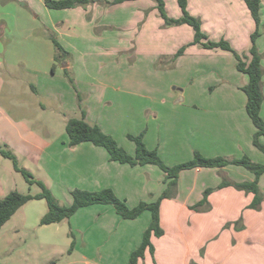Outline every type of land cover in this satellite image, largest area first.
<instances>
[{"label":"crops","instance_id":"obj_1","mask_svg":"<svg viewBox=\"0 0 264 264\" xmlns=\"http://www.w3.org/2000/svg\"><path fill=\"white\" fill-rule=\"evenodd\" d=\"M144 2L150 6L153 4L150 0H127L120 6L132 5L140 9ZM195 3V10H190V13L200 20L205 33L209 34L210 25V29L214 33L220 32L238 53H248L255 22L244 0H195ZM112 8L94 2L86 6L52 9L45 5L44 0H0V147H8L17 155L26 157L39 173L36 179L41 180L62 205L71 203V191L74 189L92 191L108 187L132 207L142 200H155L166 187L163 171L154 164L131 166L110 160L105 148L90 141L74 146L68 144L66 120L79 117L81 109L85 111L87 122L96 123L102 129L110 128L106 120L98 122L106 109L112 114L130 112L140 124H131L133 128L128 133L136 134L145 129L147 135L150 128L159 129L160 124L164 127L172 115L170 113L176 110L171 100L159 96V92L154 95L153 83L116 79L120 67H87L88 60L104 66L105 61L98 59L99 51L103 50L99 45L108 41L120 45L113 48V54H108L112 61H120L124 53L127 59L136 58L138 44L135 49L128 43L127 48L122 47L126 39L122 31L128 29L129 24L127 20L123 22L122 15L107 12ZM260 23L264 28V0H260ZM50 35L67 52L60 61L54 60L55 47ZM146 36L148 45L156 38L153 32ZM138 38L137 35L135 42ZM255 44L262 55L264 68V34L256 38ZM76 57H80L83 67H76ZM52 65H55L54 70ZM20 70L23 77L32 79L28 88L35 97L33 104L40 111V117L35 120L41 127L39 129L21 117L27 113L29 99L18 91L20 82L16 78ZM50 70L53 75L60 72L64 81L68 80L64 70L74 77L78 71L81 73L80 85L77 86L79 95L85 96V100L92 98L100 105L95 112L98 119L93 116L89 104L76 106L74 91L69 92L67 83H63L65 88L62 91L44 85L43 78L49 76ZM241 81L238 86L228 89L231 97L212 96L204 100V107L192 111L183 109L179 113V126L190 130L194 149L198 148L205 156H222L231 160L247 155L253 161L264 163V152L252 143L255 127L246 112V95L241 89L247 77ZM182 99L177 97L175 103ZM52 102L54 107H51ZM12 107L18 122H12ZM49 108L50 112L44 116ZM260 114L264 119V97ZM111 124L112 128H117L116 123ZM241 125L244 131L240 136L234 130L236 127L240 130ZM12 130L15 135L13 143ZM230 130L228 143L220 146L218 138L224 139ZM260 142L264 144V137H260ZM121 145L129 154L134 153V145L124 142ZM162 149L160 147L158 152L166 163H175L164 158ZM12 172L17 171L0 154V197L10 190H17ZM224 179L232 183L220 187ZM253 179L252 172L234 163L181 170L176 187L160 201V225L164 232L152 238L153 253L146 251L136 264H152L153 259L170 263L177 253L174 252L176 246L181 249L182 264H187L190 245L195 247L197 239L203 235H206L205 250L202 261H197L204 264L207 260L215 264H264V172L258 178L263 196L258 208L249 206L252 192L233 185ZM206 190H209L206 200L200 203ZM46 210L44 199H32L20 206L0 228V249L7 247L15 237L25 242L26 232L30 231L31 237L51 246L60 244L70 255L79 252L86 264H127L151 218L150 212L144 210L133 219H125L115 212L112 205L95 203L78 208L66 221L40 224L39 219ZM166 214L174 230L172 235H167ZM15 215H18V222L11 226L12 236L5 228ZM217 216L221 217L218 223L214 220ZM221 222H227L228 228L216 235ZM19 232L24 234L16 236ZM214 236H218L217 239Z\"/></svg>","mask_w":264,"mask_h":264},{"label":"rangeland","instance_id":"obj_2","mask_svg":"<svg viewBox=\"0 0 264 264\" xmlns=\"http://www.w3.org/2000/svg\"><path fill=\"white\" fill-rule=\"evenodd\" d=\"M150 1L153 2L151 6L144 2L142 3L143 5L141 6L142 8L140 7V9H137L131 4V6H120L121 2L105 5L106 7H113V10L109 9L107 12L110 13L113 11V13L110 14H115V16L118 14L122 15L124 17L123 22H126L127 20L129 28L122 31V34L125 36L124 39L126 38L123 41L122 47L127 48L126 44L128 43L129 47L135 49V45L138 44V51L135 53L136 58L132 60L129 58L127 59V54L124 53L120 61H112L111 59L113 58L109 57L108 54H113V48L117 49L120 47V45L108 41L106 44L104 43L99 45V48H103V50L99 51V58L97 57L99 60L101 59L105 61L104 66H99L98 64H94L92 61L88 60L87 67H120V71L118 73L119 77L116 79L120 81H125L128 79L151 82L154 85L153 93L155 96L159 92V96L161 95L172 101V103L175 105L174 107H176V110L170 113L172 115L167 118L164 127H162L160 124L161 128L159 129L150 128L148 130L149 135L146 134L147 131L145 129H142L139 133H143V141L147 148H149L148 146H151L149 149H156L158 152V149L162 147V152L165 156L164 158L170 162H175L172 164L175 165L190 160L193 157L195 151L201 153L197 150L198 148L194 149V140L190 135V130H188V128L186 130L179 126V113L183 112V109L192 111L198 107H204V100L212 96L215 98L222 96L231 97V92L228 89L241 84V79L245 80V77L247 76H244L236 69V59L233 52L220 47L206 48L202 45V43H206L208 41H227V39L223 38L220 32L214 33V31L210 29V25H208L209 34L205 33L202 30L200 23L201 31L205 36L200 38L199 42L196 43L194 41V30L192 26L184 22L166 24L164 17H162L159 13L156 0ZM163 4L168 19L177 20L181 17L182 14L177 0H163ZM195 7V0H190V2L189 0H186V9L189 13L190 10H195ZM258 29V36L263 35L264 28L262 23H259ZM148 32H153L156 36L155 40L150 41L149 45L146 38V34ZM137 35L139 38L135 42ZM230 46L235 52H237L231 44ZM159 52L163 53L160 54ZM242 54L245 53H241V55ZM76 59V67H83L80 63V57H76ZM51 72L52 71L50 70L49 76L43 78L44 85L46 87H53V89L62 91L64 87L63 83H67L68 88L70 89L69 92L71 91L72 93V91H74V102L76 106H82L86 103L89 104L90 109L92 108L93 116L97 117L95 112H97L96 109H98L100 105L96 103V101L94 102L92 98L85 100V96L79 95L77 88V86L80 85L79 76L81 73L79 71L75 77L73 76V83H70V81L67 79L64 81L62 76L60 77V72H58L57 75H53ZM18 73L20 75L16 78V80L18 83L20 82V87L19 90L18 88H14V90H18L21 96H26L29 99L27 113L24 116L21 115V117L25 118L27 123L32 122L35 124L34 126H38L36 128L39 129L41 127H39L35 120L40 117L38 116L40 115V111L33 104L35 97L28 88V84L32 81V79L29 77H23L21 70ZM263 77L264 68L262 75V85ZM113 79H115V77H113ZM175 95H178L177 97H183V99L175 103V99H177V97L174 98ZM235 102L236 105H238V102ZM54 106L55 105L52 102L51 107ZM180 109H182V111ZM12 110V122H18L16 119L17 117L14 114L16 111L13 109V107ZM108 110L109 109L105 110V114H101L98 122L101 120L102 122H105L106 120L110 128L108 127L109 129H102L98 124L97 125L104 133L112 136L119 146L122 147L121 144H123V142L124 144L129 143L134 145L133 141L127 137L128 134H133L128 133V130H132L131 128H133V126L131 124H140V121L137 118H133L130 112H123L122 115H120L121 112L116 114L114 112L112 114L108 113ZM49 112L50 108L44 112V116H47ZM13 115H15V117H13ZM90 116L92 115L90 114ZM19 117L20 116H18V118ZM111 123H116L117 128H112ZM61 128L64 127L62 126ZM239 128L241 131L237 127L234 131L236 132L235 134L241 136V132L244 131V126L241 125ZM231 132V130L228 131L226 136L223 137L224 139L218 138L220 141V146L228 143V138L231 136ZM139 133L133 135H137ZM262 137L264 136H261V138ZM14 139L15 135L12 130V143L14 142ZM152 146L156 148H152ZM133 147H135V145ZM9 150H11L17 157L18 164L28 171L30 170L29 172L36 179L35 176L39 173H37L36 169L31 165V163L25 159L26 157L17 155L12 149ZM158 155L162 161L168 165L161 157L159 152ZM6 160L13 168L12 162L7 158ZM12 178L16 183L17 191L21 193H35L40 189L36 184H28L20 175V173L12 172ZM214 220H216V223H218L221 221V217L217 216ZM16 222H18V215H15L12 220L8 222L5 229H9L10 233L12 234L11 226ZM164 224L168 233L167 235L174 234V230L171 229V225H169L170 221L167 214L164 216ZM220 224L221 226L216 235H219L222 231L228 228L227 222H221ZM20 233L21 232H19L16 236H18ZM21 234H24V232ZM31 234L32 232L30 231L26 232L28 237L25 242H22L15 237L7 247L1 248L0 264H86L84 263V260L79 252L76 251L70 255L69 252H66V248L61 247L60 244L56 246L48 245L39 241L38 239L31 237ZM215 236L214 239H217L218 236L216 238ZM186 238L189 239L188 237ZM205 239L206 235H203L201 238L197 239L195 247H193L192 244L190 245L191 254L186 260L187 264H192L193 262L204 264L201 262V257L203 256L205 250ZM177 247L178 246H176L174 251L177 253L172 256L171 259L173 260L170 263L160 262L156 259H153L151 263L182 264L180 260L181 249L178 247L179 250L177 251ZM205 264L215 263L213 261L207 260Z\"/></svg>","mask_w":264,"mask_h":264},{"label":"trees","instance_id":"obj_3","mask_svg":"<svg viewBox=\"0 0 264 264\" xmlns=\"http://www.w3.org/2000/svg\"><path fill=\"white\" fill-rule=\"evenodd\" d=\"M123 1L127 0H44V3L47 7L52 9H63L78 5L86 6L94 2L107 5ZM156 2L159 13L164 17L166 24L184 22L192 26L194 30V41L196 43L199 42L200 38L205 36L200 28V20L187 11L186 0H177L182 14L177 20L168 19L165 13L163 0H156ZM244 2L256 24V29L251 34V46L248 50V55H241L240 53L235 52L225 40H220L218 42L208 41L202 43V45L206 48L220 47L233 52L236 59V69L247 75V82L241 87V89L246 95V112L255 127V132L252 136V143L256 148L264 152V144L260 142V137L264 136V119L260 114L263 102V67L261 64L262 55L255 44L256 37L259 34L260 0H244ZM49 37L55 47L54 60H62L67 54L66 50L54 36L50 35ZM54 67L55 65H52V70H54ZM64 74L70 83L74 82L73 76L70 73L64 70ZM65 131L68 136L69 146H74L84 141H90L94 145L105 148L110 160L127 163L131 166L144 164H154L158 166L164 173V181L166 182L165 189L155 200H142L132 207H129L125 200L118 198L113 190L108 187L92 191L74 189L71 191V203L68 205H62L41 180L35 179L28 170L18 164V160L11 150L6 147H0V154L12 162L14 170L20 173L28 184H36L40 188L36 193H21L17 190H10L3 197H0V228L8 219H10L20 206L32 199H44L46 202L47 210L40 217V224L66 221L78 208L95 203L112 205L115 212L125 219H133L142 211L148 210L151 215L150 222L142 234L140 244L130 253L127 263L136 264L138 259L142 258L146 251H149L151 254L153 253L154 247L152 244V238L159 237L164 232L160 225V201L162 198L168 197L170 195V190L173 187H176L178 174L183 169L197 166L219 167L228 163L241 165L254 174V179L252 181L233 183V185L236 188L253 193L252 201L249 204L250 207L258 208L262 202L263 196L258 187V178L264 172V163L253 161L247 155L228 160L222 156L206 157L195 151L190 160L169 166L162 161L156 149H149L146 147L143 141L142 132L137 135H127L135 145L134 153L129 154L125 149L118 145L112 136L104 133L97 124L87 122L85 120V111L83 109L80 110L79 117H70L66 120ZM230 183L232 182L224 179L219 186L222 187ZM208 192L209 190H206L204 198L200 203L205 202ZM69 234L70 236H73L71 231H69ZM72 244L73 242L70 247L73 246Z\"/></svg>","mask_w":264,"mask_h":264}]
</instances>
